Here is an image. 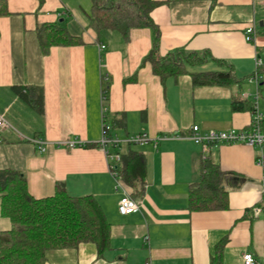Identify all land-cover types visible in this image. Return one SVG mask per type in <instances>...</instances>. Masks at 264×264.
I'll return each instance as SVG.
<instances>
[{
  "label": "crops",
  "instance_id": "1",
  "mask_svg": "<svg viewBox=\"0 0 264 264\" xmlns=\"http://www.w3.org/2000/svg\"><path fill=\"white\" fill-rule=\"evenodd\" d=\"M155 1L160 5L152 19L161 32V55L183 47L207 52L210 60L198 69L231 66L238 81L195 86L188 74L162 80L150 64L141 67L152 49L151 29H133L129 41L117 31L98 36L89 29L92 0H44L42 5L39 0H9V14L0 17V115L11 126L0 132V171L23 173L36 199L53 196L59 182L71 196H92L111 226L110 248L102 256L88 243L50 251L46 264H211L226 236L223 264H244L246 253L264 264V185L256 165L258 151L221 144L205 155L188 139L195 125L203 133L250 128V108L264 89V0ZM56 22H64L84 43L52 47L44 55L37 28ZM248 27L255 28L253 42L245 39ZM101 45L106 46L103 52ZM257 58L262 60L261 72ZM257 72L259 87L251 81ZM30 87L43 90L44 114L15 90ZM235 102L246 108L235 111ZM262 108L258 101L261 113ZM104 111L109 125L118 122L112 137L148 134L152 139L120 149L122 155L132 149L144 157L145 177L138 189L124 183L122 164L119 187L98 146ZM177 134L183 138L158 140ZM35 140L46 143L44 153ZM69 140L83 146L59 145ZM207 157L231 174L237 187L228 188L226 209L194 211L190 191L200 181ZM124 194L140 204L139 212L119 213ZM11 228V220L2 215L0 196V232Z\"/></svg>",
  "mask_w": 264,
  "mask_h": 264
},
{
  "label": "trees",
  "instance_id": "2",
  "mask_svg": "<svg viewBox=\"0 0 264 264\" xmlns=\"http://www.w3.org/2000/svg\"><path fill=\"white\" fill-rule=\"evenodd\" d=\"M8 2L0 0V17L9 14ZM39 2L42 5L44 0ZM159 5L160 2L155 0H92L88 15L89 29L98 36L107 31H117L129 41L133 29L150 28L153 35L152 49L142 60L141 67L150 64L154 75L162 80L188 74L195 86H228L238 81L231 66L225 70L198 69L210 60L211 56L207 52L200 54L183 47L161 55V32L152 19V12ZM37 35L44 55H48L52 47L84 43L81 36L69 32L64 22L39 25ZM213 61L225 65L224 61ZM15 90L39 114H44V92L41 88ZM245 105L235 102L233 109L242 111ZM250 109L254 112L253 103ZM117 123V120H113L111 129ZM144 173L145 162L141 153L131 149L122 155L121 177L125 184L138 189V185L144 182ZM231 178V174L224 172L208 157L203 159L201 179L192 185L190 191L191 209H226L228 188L237 187V183H231ZM0 196L2 215L12 223L9 231L0 232V264H46L48 252L73 249L81 244H95L99 256L110 248V223L92 196H71L65 184L59 182L53 196L36 199L29 193L24 174L13 170L0 171ZM227 242L226 236L218 243L211 264H223Z\"/></svg>",
  "mask_w": 264,
  "mask_h": 264
},
{
  "label": "built area",
  "instance_id": "3",
  "mask_svg": "<svg viewBox=\"0 0 264 264\" xmlns=\"http://www.w3.org/2000/svg\"><path fill=\"white\" fill-rule=\"evenodd\" d=\"M255 28L248 27L245 30V39L247 42H253L255 40ZM106 46L101 45L100 51H105ZM262 67V60L260 58L256 59V68L259 70ZM258 87L260 85L261 76L257 72L255 77L251 80ZM259 97L254 101V112L253 119L248 130H228V131H210L203 133L201 128L197 125L191 128V133L188 137L195 144L202 147L203 153L205 155L209 154L212 148L221 145H236L243 144L252 149L258 151L256 157V165L262 170V183L264 185V116L258 109ZM106 111H104V123L102 130V138L98 143L99 148H101L107 155L109 161V167L112 175L117 180L119 187L122 185L120 179L119 167L122 164V145H143L148 144L152 141L148 134H140L131 137H127L121 140L116 137L111 136V127L106 121ZM10 124L6 121L4 116L0 115V132L10 129ZM181 135L173 136H162L158 140H168V139H182ZM34 143L38 146L40 153L46 151V143L42 140H35ZM59 145L65 146L69 149L83 146L78 140L62 142ZM119 213L123 216L135 214L140 211V204L133 199L129 194H124L118 204ZM261 212L260 208L255 209V213L259 214ZM244 264H259L253 254L246 253L243 256ZM150 264V263H147Z\"/></svg>",
  "mask_w": 264,
  "mask_h": 264
},
{
  "label": "rangeland",
  "instance_id": "4",
  "mask_svg": "<svg viewBox=\"0 0 264 264\" xmlns=\"http://www.w3.org/2000/svg\"><path fill=\"white\" fill-rule=\"evenodd\" d=\"M262 57H264V54H262ZM254 87V86H253ZM252 87H250L251 89ZM259 103H261V106L264 105V89L260 92V96H259ZM263 109V108H262ZM264 109L262 110L263 113Z\"/></svg>",
  "mask_w": 264,
  "mask_h": 264
}]
</instances>
